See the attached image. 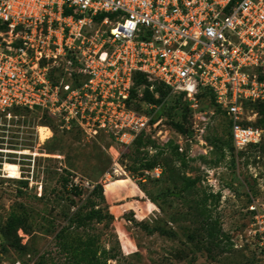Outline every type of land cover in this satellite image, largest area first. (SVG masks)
I'll list each match as a JSON object with an SVG mask.
<instances>
[{
  "label": "rangeland",
  "instance_id": "obj_1",
  "mask_svg": "<svg viewBox=\"0 0 264 264\" xmlns=\"http://www.w3.org/2000/svg\"><path fill=\"white\" fill-rule=\"evenodd\" d=\"M260 105L247 116L264 129ZM201 107L205 122L168 97L169 142L118 153L40 113L4 120L0 264H264L246 212L264 199V144L235 151L225 114Z\"/></svg>",
  "mask_w": 264,
  "mask_h": 264
},
{
  "label": "built area",
  "instance_id": "obj_2",
  "mask_svg": "<svg viewBox=\"0 0 264 264\" xmlns=\"http://www.w3.org/2000/svg\"><path fill=\"white\" fill-rule=\"evenodd\" d=\"M137 74L151 93L183 97L199 122L211 100L235 151L263 145L247 106L264 103V0H0V126L40 113L107 136L117 153L143 137L167 144L161 107L143 102L144 88L132 97ZM246 212L264 260V199Z\"/></svg>",
  "mask_w": 264,
  "mask_h": 264
},
{
  "label": "trees",
  "instance_id": "obj_3",
  "mask_svg": "<svg viewBox=\"0 0 264 264\" xmlns=\"http://www.w3.org/2000/svg\"><path fill=\"white\" fill-rule=\"evenodd\" d=\"M151 86L150 83H148L147 79L145 78V76L143 74H137L135 76V86H134V89L132 91V97L135 98L136 95H137V91L141 88H144V99H143V102L145 103H148V104H153V105H157L159 107H161V112L159 113V118L163 117L165 118L167 115L165 114L163 108L165 106V100L170 97V91L168 89H166L165 87L163 86H159V85H156L155 86V92L154 93H151L150 90H149V87ZM156 95L158 96V98H156ZM179 99H183V97H178ZM187 103V102H186ZM189 104V103H187ZM256 104H262L260 105V113L259 115L261 117H263L264 119V103H256ZM254 104V105H256ZM190 105V104H189ZM250 105H253V104H250ZM134 106L136 107L137 110H142V107H141V104L140 103H136L134 104ZM249 106V105H248ZM247 106V108H248ZM262 119V120H263ZM228 120V119H227ZM229 122V120H228ZM254 127L256 128H260L259 126H257L255 123L252 124ZM229 127H230V138H231V141H232V146H233V140H232V133H231V123L229 122ZM262 129V128H260ZM264 130V129H263ZM140 140H142V138H140L137 142H136V145H138V143L140 142ZM262 146V145H261ZM261 146H256V147H252L253 148H259ZM234 147V146H233ZM235 149V148H234Z\"/></svg>",
  "mask_w": 264,
  "mask_h": 264
},
{
  "label": "bare ground",
  "instance_id": "obj_4",
  "mask_svg": "<svg viewBox=\"0 0 264 264\" xmlns=\"http://www.w3.org/2000/svg\"><path fill=\"white\" fill-rule=\"evenodd\" d=\"M44 129H45V132H47V129H46V128H44ZM45 134H46V133H45ZM46 136H47V135H46ZM22 152H23V151H22ZM121 185H122V183L119 184V186H121Z\"/></svg>",
  "mask_w": 264,
  "mask_h": 264
}]
</instances>
